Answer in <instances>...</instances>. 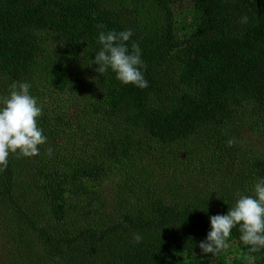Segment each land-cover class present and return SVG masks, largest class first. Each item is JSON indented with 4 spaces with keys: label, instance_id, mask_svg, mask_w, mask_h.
<instances>
[{
    "label": "trees",
    "instance_id": "trees-1",
    "mask_svg": "<svg viewBox=\"0 0 264 264\" xmlns=\"http://www.w3.org/2000/svg\"><path fill=\"white\" fill-rule=\"evenodd\" d=\"M100 24L133 31L147 88L90 64ZM13 82L47 141L0 172V264H264L237 229L230 263L199 248L264 177V0H0Z\"/></svg>",
    "mask_w": 264,
    "mask_h": 264
},
{
    "label": "clouds",
    "instance_id": "clouds-1",
    "mask_svg": "<svg viewBox=\"0 0 264 264\" xmlns=\"http://www.w3.org/2000/svg\"><path fill=\"white\" fill-rule=\"evenodd\" d=\"M247 15L241 23H247ZM105 25H97L100 29L97 42L101 46L95 53L90 64L97 65L100 74L112 72L121 85H132L145 89L148 87L143 72L144 61L138 43L132 41L131 29L104 31ZM31 85L26 82H13L6 96L0 98V172L7 167L11 154L24 157L39 155V146L47 141L38 119L43 114L37 98L30 92ZM234 140H228L231 147ZM51 149L48 154L51 155ZM210 230L206 238L199 242L204 255H219L228 247L232 230L237 229L239 240L250 253L264 251V177L258 178L253 184L250 194H240L226 214L209 217ZM137 243L141 237H135Z\"/></svg>",
    "mask_w": 264,
    "mask_h": 264
},
{
    "label": "rangeland",
    "instance_id": "rangeland-1",
    "mask_svg": "<svg viewBox=\"0 0 264 264\" xmlns=\"http://www.w3.org/2000/svg\"><path fill=\"white\" fill-rule=\"evenodd\" d=\"M183 9L185 7H182ZM184 14V13H183ZM67 101V99H66ZM250 143L253 145H256L257 143L264 145V143L260 142L256 137H253L249 139ZM158 175H159V170H158ZM223 254H225V258H227V261L230 263L236 256V248L233 245H228V247L222 251Z\"/></svg>",
    "mask_w": 264,
    "mask_h": 264
}]
</instances>
